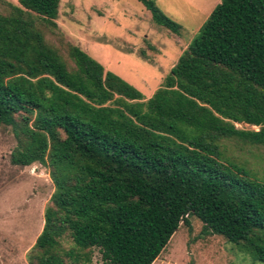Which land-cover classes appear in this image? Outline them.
Instances as JSON below:
<instances>
[{
	"label": "trees",
	"instance_id": "16d2710c",
	"mask_svg": "<svg viewBox=\"0 0 264 264\" xmlns=\"http://www.w3.org/2000/svg\"><path fill=\"white\" fill-rule=\"evenodd\" d=\"M58 5L0 0V127L11 162L39 163L53 184L28 263L93 264L97 251L101 264H152L194 216L264 264V182L226 144L264 148V0H220L148 98L47 40Z\"/></svg>",
	"mask_w": 264,
	"mask_h": 264
},
{
	"label": "rangeland",
	"instance_id": "374dc122",
	"mask_svg": "<svg viewBox=\"0 0 264 264\" xmlns=\"http://www.w3.org/2000/svg\"><path fill=\"white\" fill-rule=\"evenodd\" d=\"M17 3V0H8ZM181 28L158 25L138 0H59L55 34L49 42L65 40L122 79L145 98L158 88L182 50L220 0H154ZM111 12L101 16L104 5ZM238 127L254 128L247 124ZM227 154L243 164L253 178L264 182V148L227 141ZM16 141L10 126L0 127V264H29L26 253L40 233L44 209L53 191L48 170L39 163L27 166L10 160ZM180 223L152 264H263L222 236L206 234L202 223L188 217ZM93 264H101L94 252Z\"/></svg>",
	"mask_w": 264,
	"mask_h": 264
},
{
	"label": "crops",
	"instance_id": "0c3cea01",
	"mask_svg": "<svg viewBox=\"0 0 264 264\" xmlns=\"http://www.w3.org/2000/svg\"><path fill=\"white\" fill-rule=\"evenodd\" d=\"M111 8H112V5H111L110 3H106V4L104 5V9H103V8L101 9V13H100V14H102L101 16H103L104 13H109V12H111Z\"/></svg>",
	"mask_w": 264,
	"mask_h": 264
}]
</instances>
